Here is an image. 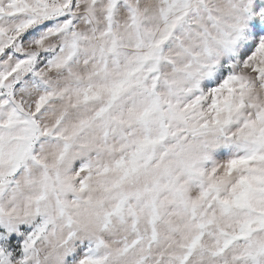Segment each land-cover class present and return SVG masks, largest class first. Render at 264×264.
<instances>
[{
  "label": "snow or ice",
  "instance_id": "obj_1",
  "mask_svg": "<svg viewBox=\"0 0 264 264\" xmlns=\"http://www.w3.org/2000/svg\"><path fill=\"white\" fill-rule=\"evenodd\" d=\"M0 264H264V0H0Z\"/></svg>",
  "mask_w": 264,
  "mask_h": 264
}]
</instances>
